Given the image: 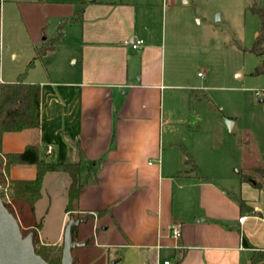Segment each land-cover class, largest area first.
<instances>
[{"label": "crops", "instance_id": "0c3cea01", "mask_svg": "<svg viewBox=\"0 0 264 264\" xmlns=\"http://www.w3.org/2000/svg\"><path fill=\"white\" fill-rule=\"evenodd\" d=\"M76 3V16L58 26L57 33L65 29L55 49L28 69L35 49L48 43L41 39L48 18L31 22L34 10L48 1L1 2L0 84L26 73V83L41 86L39 129L6 133L3 152L37 145L41 158L61 163L78 162L83 154L81 177L87 182L72 213L66 211L71 177L63 172L45 175L33 206L7 200L23 234L61 247L70 219L85 220L80 224L92 221L102 237L97 246L106 249V264H251L254 251L264 252V194L253 181H241L251 174L236 169L264 168V150L249 161L240 151L225 155L208 139L201 142L190 119L200 99L185 72L189 59L184 51L167 53L162 20L174 2ZM159 5L162 20L156 11L155 17ZM135 39L144 41L137 50L124 44ZM224 120L233 131L234 118ZM89 172L96 181H87ZM35 177L32 165L15 166L9 174L14 180ZM239 197L254 211L242 214ZM79 226L75 241L88 245ZM175 228L181 237L173 235ZM244 237L253 248L243 245Z\"/></svg>", "mask_w": 264, "mask_h": 264}, {"label": "rangeland", "instance_id": "374dc122", "mask_svg": "<svg viewBox=\"0 0 264 264\" xmlns=\"http://www.w3.org/2000/svg\"><path fill=\"white\" fill-rule=\"evenodd\" d=\"M46 1L47 7L34 10L31 22L48 18L41 39L49 43L57 36L59 24L76 16L78 5L77 0ZM156 1L159 4L166 1L167 5L174 2V9H169L165 19L161 17V5L155 6L154 12L163 19L167 53L171 49L184 51L189 59L185 72L198 86L200 99L194 103L190 119L201 142L208 139V143L225 155L240 151L249 161L259 159L264 150V74L255 73L264 57L251 51L261 29V21L251 7L264 6V0ZM172 10L175 16L171 15ZM155 17L157 19V13ZM10 48V38L6 34L7 51ZM17 48L22 50L24 46L17 41ZM227 116L235 120L233 131L224 120ZM219 120L225 126L222 123L219 126ZM236 171L260 178L257 172L242 166ZM78 229L89 236L90 243L72 250L75 264L108 263L106 249L97 246L103 242L102 231L97 237L92 221L80 224ZM110 257L115 260L116 255L112 253Z\"/></svg>", "mask_w": 264, "mask_h": 264}, {"label": "trees", "instance_id": "16d2710c", "mask_svg": "<svg viewBox=\"0 0 264 264\" xmlns=\"http://www.w3.org/2000/svg\"><path fill=\"white\" fill-rule=\"evenodd\" d=\"M0 0V8H1ZM251 10L261 21V29L258 38L251 51L264 57V6L253 5ZM82 10L79 11L81 16ZM63 28H59L58 35L49 43H45L35 49L36 57L28 65V69L34 66L35 60L41 58L49 51H53L56 44L61 40ZM0 65H1V38H0ZM256 75L264 74V62L256 69ZM25 74H21L14 83L0 84V195L5 206L14 215L10 209L6 195L9 199L23 201L33 206L42 197L43 180L46 174L50 172H63L71 177V184L68 190V204L66 211L72 213L74 205L78 201L81 191L87 182L82 181V159L78 162L61 163L44 160L40 157L37 145H29L22 152L4 153L2 142L6 133H18L26 130L39 129L41 122V86L39 84H30L25 82ZM193 163V160H190ZM18 165H32L36 167V177L32 180H14L9 178L10 171ZM198 171V167L193 165ZM91 171V170H90ZM259 175V179L252 178L250 175H242V182L256 181L253 186L264 194V168L253 169ZM88 179L96 181L95 173H88ZM5 189L7 192H5ZM237 202L242 214L251 213L254 209L242 198H237ZM73 216V214H71ZM264 219V212L261 214ZM85 216L82 219H88ZM27 235V234H24ZM36 237V235H35ZM243 245L247 248H253L252 245L243 238ZM36 253L41 256L48 264H61L63 246H43L34 240ZM264 261L263 251H254L251 257V264H259Z\"/></svg>", "mask_w": 264, "mask_h": 264}, {"label": "water", "instance_id": "95a60500", "mask_svg": "<svg viewBox=\"0 0 264 264\" xmlns=\"http://www.w3.org/2000/svg\"><path fill=\"white\" fill-rule=\"evenodd\" d=\"M84 221L71 219L67 224L61 264H75L72 250L84 246L85 243L75 241L74 230ZM34 240V233L23 234L17 219L5 206L0 195V264H48L36 253Z\"/></svg>", "mask_w": 264, "mask_h": 264}, {"label": "built area", "instance_id": "2783aa9c", "mask_svg": "<svg viewBox=\"0 0 264 264\" xmlns=\"http://www.w3.org/2000/svg\"><path fill=\"white\" fill-rule=\"evenodd\" d=\"M124 44L130 46L134 50H137V49H139L144 44V41L142 39L125 40L124 41ZM51 150H52V148L49 147L48 148L49 153L51 152ZM5 192H7L6 189H5ZM6 200H9V197L7 195H6ZM244 219H245V217H242L240 219V221L242 222ZM173 235L175 237L179 238V237H181V231L178 228H175L173 230ZM165 264H170V263L169 262H165Z\"/></svg>", "mask_w": 264, "mask_h": 264}]
</instances>
